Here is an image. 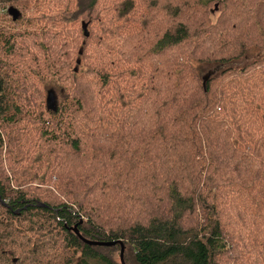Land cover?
<instances>
[{
  "label": "trees",
  "instance_id": "trees-1",
  "mask_svg": "<svg viewBox=\"0 0 264 264\" xmlns=\"http://www.w3.org/2000/svg\"><path fill=\"white\" fill-rule=\"evenodd\" d=\"M0 8V264H264V0Z\"/></svg>",
  "mask_w": 264,
  "mask_h": 264
},
{
  "label": "water",
  "instance_id": "water-1",
  "mask_svg": "<svg viewBox=\"0 0 264 264\" xmlns=\"http://www.w3.org/2000/svg\"><path fill=\"white\" fill-rule=\"evenodd\" d=\"M217 7V6H215ZM82 29H83V33H84V37L85 38H88L89 36V33L87 32L86 30V26L85 25H82ZM79 55H82V49L79 50ZM77 65H80V61L77 60L76 62ZM75 71H77V68H75ZM47 108L48 109H51V110H55V107L53 106V101L51 99H49L47 101ZM37 207H45L41 204H38ZM81 222V221H80ZM71 230L73 232H75V234L87 245H90V246H99V247H113V246H116V245H119L120 246V253H119V258H120V263L121 264H125L124 263V260H123V253H124V245L121 241H115V242H91V241H87V240H84L83 238L80 237L78 231H77V226H73L71 228Z\"/></svg>",
  "mask_w": 264,
  "mask_h": 264
},
{
  "label": "rangeland",
  "instance_id": "rangeland-1",
  "mask_svg": "<svg viewBox=\"0 0 264 264\" xmlns=\"http://www.w3.org/2000/svg\"><path fill=\"white\" fill-rule=\"evenodd\" d=\"M215 6H218V3H215L214 4V7L211 9L212 11H215V10H217V7H215ZM4 9H2V8H0V15H3L4 14ZM29 10L28 9H26V12H28ZM212 16H217L218 15V11L216 12V13H210ZM3 19H4V21H7V19L5 18V17H3ZM0 27L2 28V30L4 31V32H10L11 31V27L10 26H7V25H5V24H2V25H0ZM44 85H45V88H48V87H52V88H54L55 87V82L51 79V80H49L48 82H46V83H44ZM54 89H56V88H54ZM7 174L8 175H10V172L8 171L7 172ZM36 186V185H35Z\"/></svg>",
  "mask_w": 264,
  "mask_h": 264
}]
</instances>
